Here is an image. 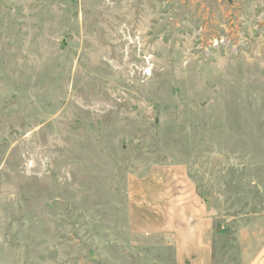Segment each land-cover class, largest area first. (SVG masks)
Listing matches in <instances>:
<instances>
[{"label": "rangeland", "instance_id": "374dc122", "mask_svg": "<svg viewBox=\"0 0 264 264\" xmlns=\"http://www.w3.org/2000/svg\"><path fill=\"white\" fill-rule=\"evenodd\" d=\"M160 182L211 213L212 264L250 262L264 0H0V264H177L132 225Z\"/></svg>", "mask_w": 264, "mask_h": 264}, {"label": "crops", "instance_id": "0c3cea01", "mask_svg": "<svg viewBox=\"0 0 264 264\" xmlns=\"http://www.w3.org/2000/svg\"><path fill=\"white\" fill-rule=\"evenodd\" d=\"M147 189L149 197H146L147 211L144 214L148 216L143 215L140 223H137L138 219L132 218V225L136 223L135 227L140 228L141 232L172 233L177 264H212V248L206 243L212 222L208 218L210 213L206 211V206L194 196L188 207L184 203H167L164 197L167 193L161 182ZM152 190H156L153 192L155 194ZM248 264H264V239Z\"/></svg>", "mask_w": 264, "mask_h": 264}, {"label": "water", "instance_id": "95a60500", "mask_svg": "<svg viewBox=\"0 0 264 264\" xmlns=\"http://www.w3.org/2000/svg\"><path fill=\"white\" fill-rule=\"evenodd\" d=\"M211 214V213H210Z\"/></svg>", "mask_w": 264, "mask_h": 264}]
</instances>
